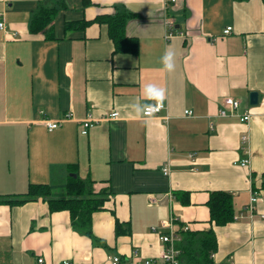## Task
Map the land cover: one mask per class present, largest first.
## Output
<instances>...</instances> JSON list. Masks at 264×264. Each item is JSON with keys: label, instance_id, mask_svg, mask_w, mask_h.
Segmentation results:
<instances>
[{"label": "crops", "instance_id": "crops-1", "mask_svg": "<svg viewBox=\"0 0 264 264\" xmlns=\"http://www.w3.org/2000/svg\"><path fill=\"white\" fill-rule=\"evenodd\" d=\"M40 1L0 0V199L23 194L30 184L62 185L73 165L74 175L93 181L95 193H108L103 209L92 214V234L105 247L74 231L68 212H50L42 199L0 203V264H38V258L111 264L113 255L121 264L148 258L162 264L151 228L169 218L178 230L212 228L214 263L264 264L262 0H177L167 8L165 0H64L51 40L29 32ZM116 9L135 14L126 26L138 41L135 54L115 52L106 25L64 30L66 22ZM165 20L173 24L168 39ZM166 48L176 54L171 73L161 70ZM147 85L165 91L163 109L137 116L133 103L156 104L141 95ZM250 92L258 95L255 106ZM225 97L250 111L249 123L218 117ZM112 111L118 117L104 119ZM89 114L96 122L83 136L80 122ZM46 120L63 121L49 131ZM242 158L247 167L239 165ZM254 188L260 199L250 218ZM212 191L233 198V221L222 227L209 221ZM175 192L188 193V203ZM115 220L128 233L117 235Z\"/></svg>", "mask_w": 264, "mask_h": 264}, {"label": "trees", "instance_id": "trees-1", "mask_svg": "<svg viewBox=\"0 0 264 264\" xmlns=\"http://www.w3.org/2000/svg\"><path fill=\"white\" fill-rule=\"evenodd\" d=\"M244 1V0H240ZM264 6V0H262ZM83 0V5H88ZM65 9L64 0H43L38 2L36 10L32 13L29 22L31 34H42L46 40L53 39L52 26L56 14ZM135 14L124 9H116L109 15H98L92 20L66 22L64 30H84L91 24L106 25L108 36L111 39L114 51L117 53H137L138 41L126 35L127 22ZM73 165L67 168L70 171L66 182L62 185L30 184L25 193L15 197L0 199L1 204L19 206L27 202L42 199L46 202L50 212L67 211L72 229L91 239L93 244L105 245L92 234V214L103 209L107 200V191L94 192L93 181L90 178L81 179L74 175ZM264 178V173L262 174ZM261 188L264 189V182ZM57 190H62L57 194ZM255 190V188H254ZM256 191V190H255ZM174 196L182 204H187L189 194L175 192ZM209 211V221L215 227H222L231 223L234 217L233 198L225 191H212L206 203ZM115 233L123 235L128 233L121 223L115 220ZM180 241L176 244L180 250L181 264H208L211 262L210 254L217 249L216 234L212 228L207 231L192 232L179 231Z\"/></svg>", "mask_w": 264, "mask_h": 264}, {"label": "built area", "instance_id": "built-area-1", "mask_svg": "<svg viewBox=\"0 0 264 264\" xmlns=\"http://www.w3.org/2000/svg\"><path fill=\"white\" fill-rule=\"evenodd\" d=\"M176 1L177 0H165V4H164L165 8H167L170 4H174ZM165 26L167 30L166 38L168 39L174 35L173 24L170 21L165 20ZM4 28L5 26L0 16V29L2 30ZM230 31L231 28L227 27L223 31V34H229ZM162 109H163V105L158 104L155 107L150 108L149 112L152 114L151 116H154L157 115ZM184 113L186 116H191V111L189 110L185 111ZM217 115L220 118L235 117L239 120V122L244 124L249 123V121L251 120L250 111L247 108H242L240 101L231 97L222 98ZM70 117L71 114H67L64 119H68ZM117 117H118V112L112 111L109 114H107L104 119H116ZM145 117H149V116H145ZM62 121L63 120H59V121L46 120L44 121V124L46 128L50 131L56 129ZM95 122L96 120H94L90 114L87 115V117L81 120L80 122L79 133L83 136L87 135L89 129L93 127ZM246 141H247V135L243 134L241 136V142L245 143ZM189 157H192V155L190 154ZM239 165L241 167H247L248 158H242L239 162ZM161 170L163 174L169 173L168 166H164ZM261 198L264 199V196H262ZM259 199L260 196L258 192L251 191L249 202L246 207L250 218L254 216L255 204L258 202ZM261 218H264V216L261 215ZM179 230L185 231V228L181 227V229ZM179 230L176 228L175 221L173 218L162 220L159 222V224L156 227L151 228V231L157 234L159 240L160 250L157 259L160 262H162V264H181V261L179 260L180 250L176 246L177 242L179 241V237H178ZM209 257L211 259V262L208 264H219L213 262L214 253H211ZM109 260L111 264H121V259L116 255L110 256ZM154 261H155L154 259L148 258L143 260L140 264H152L154 263ZM37 263L43 264V260L41 258H38ZM63 264H69V262H63Z\"/></svg>", "mask_w": 264, "mask_h": 264}, {"label": "clouds", "instance_id": "clouds-1", "mask_svg": "<svg viewBox=\"0 0 264 264\" xmlns=\"http://www.w3.org/2000/svg\"><path fill=\"white\" fill-rule=\"evenodd\" d=\"M175 52L171 48H166L164 54L161 57L162 71L171 73L175 71ZM142 97L146 100L155 101L156 104H141L139 101L133 103L131 107L137 114V116L145 117L151 116L149 112L150 108L155 107L158 104H162L165 99V91L157 88L155 85H147L142 88Z\"/></svg>", "mask_w": 264, "mask_h": 264}, {"label": "water", "instance_id": "water-1", "mask_svg": "<svg viewBox=\"0 0 264 264\" xmlns=\"http://www.w3.org/2000/svg\"><path fill=\"white\" fill-rule=\"evenodd\" d=\"M249 105L255 106L258 102V95L256 92H250L248 97Z\"/></svg>", "mask_w": 264, "mask_h": 264}]
</instances>
